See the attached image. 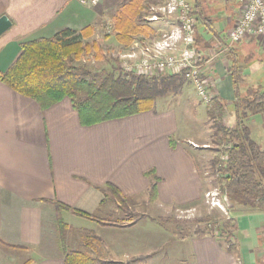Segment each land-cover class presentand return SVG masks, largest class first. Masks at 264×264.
I'll use <instances>...</instances> for the list:
<instances>
[{"label":"crops","instance_id":"1","mask_svg":"<svg viewBox=\"0 0 264 264\" xmlns=\"http://www.w3.org/2000/svg\"><path fill=\"white\" fill-rule=\"evenodd\" d=\"M124 1L83 5L78 0H0V18L6 16L12 24L0 36V73L9 70L26 41L52 38L65 30L91 34L90 40L98 41V33L114 24ZM192 1L198 20L196 48L216 97L228 105L224 123L230 126L236 121L233 63L238 61L242 67L241 96L251 87L264 90V42L248 38L229 44L227 32L239 17L241 0ZM166 21L152 24L156 32L150 39L169 29ZM187 84L195 93L194 86ZM156 102L147 113L83 126L69 98L43 109L0 82V264H14L18 258L20 264H65L66 253L73 250L104 262L189 264L183 248L175 250L178 258L172 260L170 247L183 240L170 230L162 231L145 208L136 209L155 203L160 213L193 208L189 206L207 192L205 162L193 155V149L212 150L214 136L203 129V118L183 103V112L188 110L202 123L201 142L185 135L188 146L176 143L173 148L170 139L181 133L184 113L157 110ZM247 123L264 148V113L250 116ZM149 172L153 177L147 176ZM154 177L158 179L155 201ZM108 185L118 189L115 201H105L102 190ZM119 191L127 199V208L119 206ZM61 211L68 218L64 247L56 215ZM230 211L244 224L251 222L238 229L236 248L231 251L224 240L193 232L183 244L188 243L194 264H264V211L241 210L237 215L234 207ZM257 218L261 222L256 226L253 219ZM241 232L251 236L245 249Z\"/></svg>","mask_w":264,"mask_h":264},{"label":"trees","instance_id":"2","mask_svg":"<svg viewBox=\"0 0 264 264\" xmlns=\"http://www.w3.org/2000/svg\"><path fill=\"white\" fill-rule=\"evenodd\" d=\"M162 0H125L114 17L113 31L107 39L113 38L118 45L129 49L141 37H152L156 29L148 23L146 17L151 14L152 4ZM91 34L77 35L65 30L52 38H43L21 43V52L7 72L0 73V82L13 91L35 100L43 109H48L69 98L79 114L83 126H93L104 122L128 118L154 110L158 98L170 94L182 87L187 80L182 76L161 78H123L115 71L95 76L77 65L85 56L96 54L100 59L103 47L99 41H91ZM240 63H233V78L237 85L233 113L235 124L225 125L224 117L228 105L215 97L207 106V116L215 128L214 143L216 156L212 168L221 196H227L235 208V214L241 210L264 211V148L254 139L251 128L246 123L253 115L264 113L263 87L248 88L245 96L238 90L243 82ZM171 146L176 143L171 140ZM149 172L147 176H152ZM155 178V177H154ZM157 182L152 185L153 201L157 196ZM105 201H115L118 189L108 185L105 189ZM191 204L189 207L196 205ZM125 204V206H123ZM61 208H70L59 205ZM119 206L127 208V199L119 191ZM247 210V211H249ZM76 214L99 221L79 211ZM195 235L211 236L224 240L229 250L236 248L238 231L234 216H208L195 221ZM60 224V243L65 246V228ZM25 264H31L26 262ZM65 264H126L104 262L82 252L68 251Z\"/></svg>","mask_w":264,"mask_h":264},{"label":"built area","instance_id":"3","mask_svg":"<svg viewBox=\"0 0 264 264\" xmlns=\"http://www.w3.org/2000/svg\"><path fill=\"white\" fill-rule=\"evenodd\" d=\"M78 1L83 5H95L100 0ZM240 3L239 17L227 32L229 44L236 45L248 38L264 42V0H241ZM162 19H167L165 24L169 29L158 38H139L129 49L119 51L118 75L146 79L182 76L194 86L198 99L209 106L216 95L196 48L198 20L193 1L162 0L152 6L146 20L152 25ZM206 196L213 208L229 213L231 203L227 196L221 197L218 190Z\"/></svg>","mask_w":264,"mask_h":264},{"label":"rangeland","instance_id":"4","mask_svg":"<svg viewBox=\"0 0 264 264\" xmlns=\"http://www.w3.org/2000/svg\"><path fill=\"white\" fill-rule=\"evenodd\" d=\"M113 31V24H108L104 27V30L101 33H98V41L101 42L102 47H103V55L100 59L96 57L95 53H92L91 55L85 56L82 61L78 62L77 65L81 66L84 71H89L95 76H102L108 71H112L113 67L118 66V53L121 50H127L123 48L122 46L118 45L117 42L113 38L107 39V36L111 34ZM115 71V70H113ZM116 74H118V70L115 71ZM249 86H246L244 90H246ZM183 92V95L181 94ZM183 103L188 104L189 110H191L194 114H198V118H203L204 120V125L203 129H205V132H209L211 130L213 136L215 134V128L213 127L212 120L209 119L207 116V109H205L206 105L203 104L197 97L196 93L193 92V88L190 87L187 82L182 86V87H177V89L173 90L170 94H166L165 96H162L157 99L156 102V109L157 110H165L169 108L176 109L179 113L182 114L183 109H185ZM188 110L183 112L184 117L181 118V126H182V131L176 136H172L170 139L174 141L175 143H181L185 147L188 146L186 143V136L189 135L192 139L197 141L198 143L201 142V134H202V123L197 120L195 117L189 116ZM186 114V115H185ZM228 122V121H227ZM247 123V121H246ZM248 124V123H247ZM226 125V124H225ZM250 126V125H249ZM264 126V125H263ZM212 137V136H211ZM213 139V137H212ZM212 142V141H210ZM214 147V146H213ZM192 149V148H190ZM193 155L197 156L205 162L203 169L204 173V178H205V194L199 200L197 205H195L193 208H183V209H172L170 211H167L165 213H160L157 212L159 210L158 204L155 203V206H141L140 208H137L136 210L139 212H142V210L145 208V211L147 213L154 217L156 219L155 222L159 223L161 226V230L166 232L167 230H170V233L175 238L181 239L184 241H189L190 240V235L194 232L196 228V220H199L206 215L208 216H221L224 218H229L231 214L232 208L234 207L232 204L229 206V213L226 214L222 209L218 207H212L211 204L208 202L207 198V193L209 192H216L218 190L219 192L220 189L217 186L216 183V177L214 175V170L212 168V162L214 160V157L216 156V152L211 150V149H203L201 146L199 148L193 149ZM207 173V174H206ZM157 178V177H155ZM154 178V179H155ZM222 197V196H221ZM223 203V202H222ZM224 204V203H223ZM125 206V204L123 205ZM128 206V205H127ZM158 210H157V209ZM135 210V209H134ZM227 210V209H226ZM249 210V209H247ZM246 210V211H247ZM245 213H249L246 212ZM250 211V210H249ZM155 212V213H154ZM57 218L59 221H63L65 224L68 223V218L65 213L62 211L60 213H57ZM244 215V214H243ZM121 218H124L125 215L119 216ZM137 217H142L141 214H138ZM237 216V228L240 229V227H245L248 221L244 224V221H240L239 219H242V217ZM110 218H112L110 216ZM120 218V219H121ZM116 219V218H114ZM128 219V218H127ZM254 224L257 226L260 224V219H253ZM137 220H135L136 222ZM152 222V221H150ZM253 223V222H252ZM65 237L67 236V228H65ZM169 233V232H167ZM239 234V232H238ZM59 236L61 237V232H59ZM251 237V236H250ZM250 237H247V234L245 232L240 233V238L242 241V247L245 249L246 247L249 246L251 240ZM236 239V237H235ZM182 242L178 243L176 246L173 245L171 250L173 251L171 254L172 255V260H176L178 258V252L175 251L176 249L183 248L184 252H187V257L184 258L186 263L189 264H194L193 259L191 258L190 250L187 248L188 243L183 244ZM180 246V247H179ZM21 258L17 259V262L14 264H20Z\"/></svg>","mask_w":264,"mask_h":264},{"label":"water","instance_id":"5","mask_svg":"<svg viewBox=\"0 0 264 264\" xmlns=\"http://www.w3.org/2000/svg\"><path fill=\"white\" fill-rule=\"evenodd\" d=\"M11 22L6 16L0 18V36L11 28Z\"/></svg>","mask_w":264,"mask_h":264}]
</instances>
